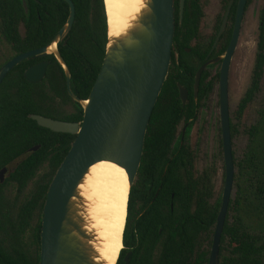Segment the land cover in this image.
<instances>
[{
	"label": "trees",
	"instance_id": "1",
	"mask_svg": "<svg viewBox=\"0 0 264 264\" xmlns=\"http://www.w3.org/2000/svg\"><path fill=\"white\" fill-rule=\"evenodd\" d=\"M230 1L223 0L224 11ZM71 2L74 24L66 45L60 43L58 50L69 68L72 92L86 100L105 57V8L103 0ZM68 15L63 0H0V40L7 46L0 67L17 55L49 45ZM203 16L201 0H185L180 21L179 0H175L172 62L130 189L117 264H124L127 253H131L129 264H208L206 254L199 258L197 251L202 237L214 236L220 212L221 197L216 198L213 184L216 171L209 168L198 174L194 151L178 139L180 125L187 130L192 127L197 110L217 85L218 77L208 79L210 74L205 71L195 102L194 78L211 47L199 40ZM229 41L223 34L219 54ZM41 61L49 63L44 80L28 83L24 72ZM263 77L264 6L259 14L250 85L234 113L238 122L261 92ZM178 85L189 91L186 105L180 100ZM30 114L71 123L82 121L83 110L69 96L64 71L52 55L23 61L0 86V170L12 166L13 171L0 184V264H39L43 205L50 183L76 138L39 127L28 118ZM243 132L247 146L239 159L234 158V195L221 234L220 264H264V104L256 121ZM230 133L232 139L238 134L232 123ZM37 146L40 149L31 152Z\"/></svg>",
	"mask_w": 264,
	"mask_h": 264
},
{
	"label": "water",
	"instance_id": "2",
	"mask_svg": "<svg viewBox=\"0 0 264 264\" xmlns=\"http://www.w3.org/2000/svg\"><path fill=\"white\" fill-rule=\"evenodd\" d=\"M63 1L69 8L65 25L49 45L17 55L5 63L0 68V86L16 66L30 58L52 55L62 67L67 92L83 110L82 121L71 123L35 114L28 116L41 128L76 137L50 183L43 205L39 264H104L97 250L99 241L92 229L90 204L82 186L93 166L109 162L125 170L130 193L142 162L148 124L172 62L175 0H143L140 10L125 29L113 36L108 35L100 72L86 100L72 92L71 74L58 50L60 43L66 45L75 20L73 3L71 0ZM246 3L247 0H238L233 35L224 56L203 64L194 79L196 100L203 71L221 61L218 93L225 181L208 264H220L221 234L234 195L229 72L240 38ZM231 4L218 37L225 28ZM22 5L27 12L24 1ZM184 5L185 0H179L180 21ZM48 66V62H41L28 68L24 79L31 84L41 83ZM178 89L180 100L185 105L188 91L181 85ZM39 149V146L34 147L31 152ZM12 172L7 167L0 170V184H4L6 176ZM130 256L131 253L126 254L124 264L130 263Z\"/></svg>",
	"mask_w": 264,
	"mask_h": 264
},
{
	"label": "rangeland",
	"instance_id": "3",
	"mask_svg": "<svg viewBox=\"0 0 264 264\" xmlns=\"http://www.w3.org/2000/svg\"><path fill=\"white\" fill-rule=\"evenodd\" d=\"M205 18L201 25V40L208 42L213 33L218 16L223 14V0H201ZM264 6V0H250L243 18L239 42L230 65L229 72V109L230 120L237 126L238 134L232 141L234 158L239 159L247 146V137L244 129L252 125L257 119V113L264 104V77L261 82V92L255 101L246 110L238 122L234 113L247 89L249 88L256 56V43L258 38L259 14ZM7 53V46L0 40V65ZM217 67L209 69L214 76ZM218 84L214 92L204 101L198 109L192 127L187 130L182 123L179 132H183L182 142L189 146L196 155L195 170L198 174L206 169L214 168L216 174L213 178L216 198L221 197L225 181V164L221 138L220 105ZM71 109H67L70 111ZM12 166L9 167L11 169ZM236 175V169H235ZM227 216V214H226ZM213 237H202L198 248L199 258L206 254L209 259ZM197 258V256H196Z\"/></svg>",
	"mask_w": 264,
	"mask_h": 264
},
{
	"label": "bare ground",
	"instance_id": "4",
	"mask_svg": "<svg viewBox=\"0 0 264 264\" xmlns=\"http://www.w3.org/2000/svg\"><path fill=\"white\" fill-rule=\"evenodd\" d=\"M103 3L108 35L113 36L128 26L143 0H103ZM82 189L90 204L100 257L104 264H115L123 249L129 195L127 174L115 164L101 162L90 169Z\"/></svg>",
	"mask_w": 264,
	"mask_h": 264
},
{
	"label": "flooded vegetation",
	"instance_id": "5",
	"mask_svg": "<svg viewBox=\"0 0 264 264\" xmlns=\"http://www.w3.org/2000/svg\"><path fill=\"white\" fill-rule=\"evenodd\" d=\"M232 2V4H231V6H230V11H229V14H228V17H227V20H226V25H225V28H224V30H223V32L221 33V35H220V37H218L219 36V33H220V29H221V26H222V23H223V21H224V19H225V16H226V14H227V10H228V7H227V9H226V11H224L223 9V14L221 15V16H218L217 17V20H216V24H215V27H214V29H213V33H212V35L210 36V39H209V41L208 42H204V41H202L201 40V36H200V30H201V26H200V30H199V40L202 42V44L204 45V46H211L210 47V50H209V52L207 53V55H206V58H207V61L206 62H208V61H211V60H216V59H218V58H221V57H223L224 56V54H225V52H226V50H227V48H228V46H229V44H230V41H231V39H232V35H233V30H234V24H235V18H236V11H237V3H238V0L236 1V3H235V7H234V2H233V0H231L230 1V3ZM247 3H248V0H247ZM247 3H246V6H245V9H244V14H243V18H244V15H245V11H246V9H247ZM230 5V4H229ZM224 7V6H223ZM234 8V9H233ZM202 10H203V14H204V9H203V7H202ZM204 18H205V14H204V16H203V19H202V22H203V20H204ZM243 18H242V23H241V30H242V24H243ZM221 19V24L219 23V20ZM202 22H201V25H202ZM223 34H225V35H227V36H229L230 37V41H229V44H228V46H227V48H226V50L223 52V54H219L218 52V44H219V41H220V38L222 37V35ZM229 34V35H228ZM240 34H241V31H240ZM217 37H218V39H217ZM189 50V49H188ZM187 52H190V50L189 51H187ZM234 56V55H233ZM41 62H47V61H41ZM41 62H38V63H41ZM205 62V63H206ZM38 63H36V64H38ZM204 63V64H205ZM36 64H34V65H36ZM220 64H221V61H218V62H216V63H214V64H211V65H209L204 71H203V73L205 72V71H207L208 73H209V69H211V68H213V67H217V72H216V74L214 75V76H212L210 73V78H208V79H213V78H215L216 79V77H218V79L216 80L217 81V84H219V75H220ZM34 65H32V66H34ZM32 66H30V67H32ZM29 67V68H30ZM1 68V67H0ZM199 70V69H198ZM203 73H202V75H203ZM7 77V76H6ZM201 78H202V76H201ZM195 79V78H194ZM200 82H201V79H200ZM199 86H200V83H199ZM198 89H199V87H198ZM187 90V89H186ZM188 91V90H187ZM193 96H194V84H193ZM197 99H198V95H197ZM197 99L195 100V98H194V100H195V102H197ZM188 101H189V91H188V97H187V101H186V104L188 103ZM185 104V105H186ZM198 111V110H197ZM196 119V118H195ZM178 139H181V141L183 140V132L181 131V132H179V134H178ZM182 144H184L183 142H182ZM8 169H9V167H7ZM9 170H12V168L11 169H9ZM8 176H6V178H7Z\"/></svg>",
	"mask_w": 264,
	"mask_h": 264
}]
</instances>
